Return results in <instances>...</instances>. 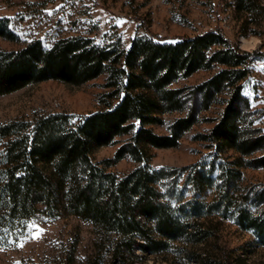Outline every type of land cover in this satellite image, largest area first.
Here are the masks:
<instances>
[{
  "label": "rangeland",
  "instance_id": "374dc122",
  "mask_svg": "<svg viewBox=\"0 0 264 264\" xmlns=\"http://www.w3.org/2000/svg\"><path fill=\"white\" fill-rule=\"evenodd\" d=\"M0 17L9 19L17 35L15 39L0 36V50L20 49L35 39L50 47L59 39L74 36L91 38L100 45L119 41L128 49L133 39L145 33L172 42L219 29L241 50L252 53L241 66L247 75L207 101L201 90L193 92L225 65L215 64L178 78L171 86L184 88L185 108L163 113L161 123L150 125L159 134H169L177 118L187 115L190 108L194 110L197 120L178 145L151 148L149 166L152 170L165 169L156 186L162 199L174 206L189 200L207 204L226 200L217 209L202 208L207 215L200 221L209 234L204 241L187 236L171 241L159 253L139 248L128 251L116 234L103 240L89 219L44 210L21 219L7 215L2 198L0 264H264V245L255 233L223 216L227 207L262 212L264 167L247 166L244 163L251 156L226 145L220 148L203 137L220 121L237 86L241 95L236 122L241 132L264 134V0H0ZM107 79L108 73L80 84L50 78L2 94L0 123L17 120L33 124L52 114H67L72 123L77 122L120 101L119 96L109 95L113 88L107 86ZM11 138L0 136V185ZM127 138L93 147L91 158L123 176L139 162L130 155L115 163L108 160ZM184 210L183 216L189 212Z\"/></svg>",
  "mask_w": 264,
  "mask_h": 264
},
{
  "label": "trees",
  "instance_id": "16d2710c",
  "mask_svg": "<svg viewBox=\"0 0 264 264\" xmlns=\"http://www.w3.org/2000/svg\"><path fill=\"white\" fill-rule=\"evenodd\" d=\"M0 36L17 37L6 17H0ZM251 56L219 29L172 42L145 33L133 39L128 49L119 41L100 45L91 38L74 36L59 39L50 47L35 39L20 49L0 50V95L50 78L80 84L108 73L107 86L113 88L109 95L121 98L115 106L74 123L67 114L42 116L33 124L17 120L0 123V136H13L1 169L0 199H4L7 215L25 219L40 210L75 214L91 220L103 240L118 235L128 251L139 248L159 253L171 241L187 236L204 241L209 234L200 221L207 215L202 208L217 209L226 200L209 204L189 200L174 206L162 199L156 186L165 169L149 166L151 148L178 145L197 120L194 110L190 108L187 115L177 118L169 134H159L150 125L161 123L163 113L185 108L184 88L171 86L178 78L215 64L225 65L195 88L193 93L201 90L207 101L247 75L241 66ZM240 91L237 86L220 121L203 137L220 148L226 145L251 156L244 163L247 166L264 167V134L242 133L236 122ZM122 136L128 138L108 162L130 155L139 165L118 176L94 162L91 149ZM257 152L261 154L254 156ZM184 209L189 212L183 216ZM229 209L223 216L252 230L264 245V209L260 213L247 207Z\"/></svg>",
  "mask_w": 264,
  "mask_h": 264
}]
</instances>
